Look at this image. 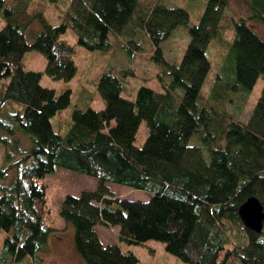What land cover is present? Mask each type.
<instances>
[{
	"label": "trees",
	"instance_id": "trees-1",
	"mask_svg": "<svg viewBox=\"0 0 264 264\" xmlns=\"http://www.w3.org/2000/svg\"><path fill=\"white\" fill-rule=\"evenodd\" d=\"M244 1L248 15L229 18V0H208L199 23L189 26L186 9L142 0H71L56 25L40 1L0 0V264H48L43 255L55 229L46 222L45 178L59 168L97 180L93 190L66 194L60 209L74 226L75 250L85 264L139 262L119 244H105L97 225L117 226L127 243L161 241L187 264H264V226L250 230L239 215L250 197L264 205V87L248 122L224 105L235 97L244 102L264 74V38L250 24L264 23V0ZM35 21L41 30L33 47L56 80L77 73L75 47L62 38L69 28L88 50L114 51L112 35L128 36L117 45L130 56L141 49L131 37L146 33L163 68L160 79H170L163 91L143 85L131 99L123 95L131 69L102 73L95 83L104 108H74L63 135L52 118L70 105L72 91L57 94L40 84V72L24 69L25 32ZM183 25L190 40L177 64L165 58L161 44ZM217 37L225 46L211 88L218 107L201 95L212 68L207 50ZM143 121L149 133L138 146ZM19 134L30 149L21 148ZM110 184L145 191L148 199L116 196Z\"/></svg>",
	"mask_w": 264,
	"mask_h": 264
},
{
	"label": "rangeland",
	"instance_id": "rangeland-1",
	"mask_svg": "<svg viewBox=\"0 0 264 264\" xmlns=\"http://www.w3.org/2000/svg\"><path fill=\"white\" fill-rule=\"evenodd\" d=\"M44 4V15L51 24H60L64 21V16L69 10L71 0H37ZM145 5L161 3L167 6H177L186 9L190 15L189 26L199 23L205 10L208 0H142ZM147 10V9H146ZM227 17H246L248 15V6L244 0H229L225 9ZM251 26L264 38V23L251 22ZM5 25L0 17V30ZM41 30V24L35 21L25 32L29 48L24 57V69L27 71H36L41 73L40 84L55 89L57 94L66 90H71L70 105L59 111L53 118L55 130L61 134H66L71 125V112L74 108H93L100 110L104 108V100L96 87V80L104 72H119L120 70L131 69L133 75L128 74L124 78L126 90L123 95L134 99L140 86H148L156 91H163V83L169 81V77L163 81L160 79L163 68L152 58L154 53L153 44L146 33L140 35L135 33L133 39L140 43L141 49L133 55H128L121 44L124 40L130 38L116 37L112 35L111 41L114 45V51L88 50L77 42L75 32L69 28L62 36L64 40L75 47L73 59L77 65V73L71 80H56L45 73L46 57L33 47L34 34ZM223 39L225 43L231 42L233 33L229 25L225 28ZM190 37L187 26L178 27L171 36L165 40L161 47L167 60L179 63L183 57L185 48L189 43ZM220 38H214L207 50V54L212 63V68L205 80L201 91L202 100L208 99L209 104L218 107L221 103L211 98V88L219 71V63H222L220 54L225 46L222 45ZM222 45V46H221ZM220 61V62H219ZM219 62V63H218ZM264 87V74H262L251 92L246 95L243 102L235 97L231 102L225 103V108L231 114L241 121L248 122L254 106L262 93ZM211 98V99H210ZM149 133L145 121L142 122L137 134L136 144L141 146ZM21 139V148L30 149L31 143L25 134H19ZM4 147L0 143V167L3 164ZM48 187V202L50 216L47 218V224L55 230L51 233L48 243V251L43 255L48 264H85L75 250L74 233L75 229L72 223L66 222L60 216L62 201L66 194L79 195L83 190H93L96 187L97 180L94 177L81 174L75 171L59 168L56 173L49 174L45 178ZM116 196L130 200H147L148 195L145 191L132 189L120 184H110ZM97 229L103 240L106 242L117 243L124 251H132L139 258L137 264H187L178 256L169 253L165 249V244L158 240H148L143 244L127 243L120 241L118 237V227L115 229L97 225ZM104 234V235H103ZM5 238L4 233H0V246ZM238 242V240H236Z\"/></svg>",
	"mask_w": 264,
	"mask_h": 264
},
{
	"label": "water",
	"instance_id": "water-1",
	"mask_svg": "<svg viewBox=\"0 0 264 264\" xmlns=\"http://www.w3.org/2000/svg\"><path fill=\"white\" fill-rule=\"evenodd\" d=\"M239 215L245 226L255 232H261L264 226V205L257 197H250L239 209Z\"/></svg>",
	"mask_w": 264,
	"mask_h": 264
},
{
	"label": "crops",
	"instance_id": "crops-1",
	"mask_svg": "<svg viewBox=\"0 0 264 264\" xmlns=\"http://www.w3.org/2000/svg\"><path fill=\"white\" fill-rule=\"evenodd\" d=\"M106 227V226H105ZM108 228V227H107ZM111 228V227H110ZM113 229H115V227H112ZM111 228V229H112ZM96 230H97V232L99 233V231H98V229H97V226H96ZM104 235V234H103ZM99 236H100V238H101V240L105 243V244H108V243H111V242H106L105 240H103V238H102V236H101V234L99 233ZM118 237H119V228H118Z\"/></svg>",
	"mask_w": 264,
	"mask_h": 264
}]
</instances>
